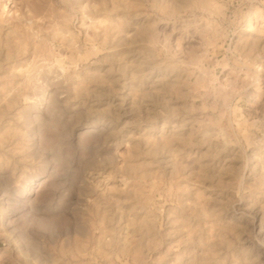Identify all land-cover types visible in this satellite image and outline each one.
Wrapping results in <instances>:
<instances>
[{
	"label": "rangeland",
	"instance_id": "rangeland-1",
	"mask_svg": "<svg viewBox=\"0 0 264 264\" xmlns=\"http://www.w3.org/2000/svg\"><path fill=\"white\" fill-rule=\"evenodd\" d=\"M0 264H264V0H0Z\"/></svg>",
	"mask_w": 264,
	"mask_h": 264
}]
</instances>
